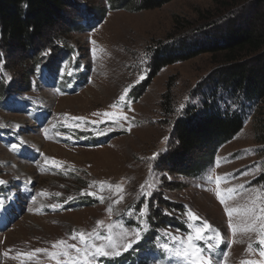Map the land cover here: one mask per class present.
Here are the masks:
<instances>
[{
    "label": "rangeland",
    "instance_id": "rangeland-1",
    "mask_svg": "<svg viewBox=\"0 0 264 264\" xmlns=\"http://www.w3.org/2000/svg\"><path fill=\"white\" fill-rule=\"evenodd\" d=\"M79 2L105 15L93 29L68 31L66 24H58L46 31L41 44L49 40V45L61 32L63 46L71 51L57 76L43 69L39 74L41 68L36 67L25 80L26 58L34 52H21L16 45L0 60V75L15 92L9 91L8 104L0 106V264H63L70 256L83 264L76 249L67 248L74 244L83 249L81 233L87 244L100 245L106 241L98 236L111 234L120 240L128 232L123 238L127 242L132 229L139 228L143 236L150 222L158 227L166 213L182 224L164 218L179 228L163 226L154 241L172 264H185L183 256L176 255L184 247L180 241L186 244L203 222L210 227L195 245L209 264H264V245L259 243L264 229L258 222L251 230L247 227V210L255 209L258 216L264 206V154L258 152L263 148L258 121L264 119V104L245 115L242 130L213 152L198 175L190 177L187 168L184 173L169 170L165 161L176 141L173 123L184 107L199 104L200 90L222 68V57L199 54L154 74L153 50L212 22L220 9L210 0H174L141 11L113 10L108 0ZM66 14L74 17L75 11L68 8ZM141 74L145 78L137 82ZM126 88L131 89L127 103L119 101ZM168 103L170 115L164 110ZM105 112L114 114L112 120ZM35 115L40 117L36 120ZM13 144L18 147L13 149ZM201 157H186L184 165ZM217 191L234 209L232 217L225 214ZM11 199L17 202L11 204ZM188 211L199 219L189 221ZM35 249L43 251L27 255ZM115 256L97 257L95 264H109ZM145 262L169 264L152 257Z\"/></svg>",
    "mask_w": 264,
    "mask_h": 264
},
{
    "label": "trees",
    "instance_id": "trees-1",
    "mask_svg": "<svg viewBox=\"0 0 264 264\" xmlns=\"http://www.w3.org/2000/svg\"><path fill=\"white\" fill-rule=\"evenodd\" d=\"M171 1L174 0H108L111 9L130 11L156 9ZM210 1L220 9L217 17H212V22L189 36H182L172 42L174 44L168 43L153 50L156 54L152 67L154 74L170 64L199 54L222 57L219 62L222 68L210 78L204 91L197 92L201 94L199 104L184 107L173 123L176 141L165 161L169 170L184 173L186 168L189 169L187 174L190 177L201 173L212 159L213 152L242 130L245 115L250 110L264 104V0ZM81 5L79 0H0V60L5 61L7 49L16 45L21 52H34L32 57L26 58L25 80L34 68L40 66L48 73L58 72L59 65L71 51L66 44L63 46L61 32L54 42L50 39L51 44H47L49 40L41 44L46 31L61 24H66L68 31L92 28L105 15L104 10L94 11ZM68 8H73L74 17L67 16ZM199 37L203 40L198 41ZM6 82L0 75V104L11 94L9 91L15 93L13 84ZM169 104L164 105L168 115L173 113ZM258 128L259 142L263 144L258 152L263 155L264 119L258 121ZM194 154H201L202 159L186 167V157ZM147 237L151 240V234ZM147 245L148 242L141 243L138 251H145ZM133 258L130 253H124L109 264L132 262Z\"/></svg>",
    "mask_w": 264,
    "mask_h": 264
},
{
    "label": "snow or ice",
    "instance_id": "snow-or-ice-1",
    "mask_svg": "<svg viewBox=\"0 0 264 264\" xmlns=\"http://www.w3.org/2000/svg\"><path fill=\"white\" fill-rule=\"evenodd\" d=\"M144 78H145V75L141 74V76L139 77L137 82H139L140 80H143ZM9 80H10V78H9ZM130 91H131L130 88H126L124 90L125 94L119 96V101L127 103L128 102V93ZM112 106L116 107L115 104ZM129 107H130V105H129ZM181 107H183V105ZM93 115H99V114L94 113ZM103 115L109 121L112 120V118L114 116V114L110 113V112H105ZM120 119L126 120L127 117L121 116ZM92 123L97 124L98 122L93 121ZM11 147L13 149H16L18 146L16 144H13ZM153 159H156V157L154 156ZM2 183H4V181H0V184H2ZM219 183H220V181L217 180V184H219ZM117 187H119V186H117ZM228 191L230 193L235 194L234 189H228ZM57 195H59V193H57ZM88 195L91 196V195H93V193L89 192ZM216 196H217L219 203L221 205H225V207H224L225 214L228 217H232L234 209H231L228 206H226L225 197L219 191L216 192ZM53 207H55V205H53ZM144 208H147V204L144 205ZM140 215L141 216L145 215V212L143 209L141 210ZM186 215H187L188 220L191 222H195L199 219L191 211H188L186 213ZM247 215L249 217V221H248V225H247L249 230L254 228L256 226L257 222L259 223V226L262 229H264V206H262L260 208V215L257 216L255 209H248ZM141 227H143L142 224H141ZM191 227H192V224L190 223L189 228H191ZM209 227L210 226L207 222H203L201 227L195 228L194 235H192V234L188 235L186 244L184 241H180L181 245H184V247H183L182 252L180 250H177L176 255L178 257L182 255L184 258L185 264H209V260L203 254L202 249L196 247V245H195V241L201 240L203 238V234L209 229ZM228 227L230 230H232L233 234H235L237 229L234 228L231 223L228 224ZM131 231H132V233H134V235H132V238L130 240H128L127 242H123V238L127 237L129 235L128 232H123L121 234L120 240L114 239V237L111 234H109L107 236H102V237H100V236H98V234H96V236H98L99 239L106 241L105 244H100V245L87 244L85 242V235L83 233H81L79 235V241L82 245H84L83 249L76 248V245H74V244L67 245V248H75L78 256L83 257V264H95V260L97 257L119 255L120 252L118 249L123 248L124 251H127L128 249H130L132 247L133 244L138 242L142 236L140 229L134 228ZM90 235H92V234H90ZM219 237H220V234L217 233V237H216L217 240H219ZM75 238H76L75 235H73L72 239H75ZM176 239L179 240V237H177ZM259 243L261 245H264V239H261L259 241ZM58 244L64 245L65 241H59ZM53 247H57V245H53ZM164 247L167 250V246L165 245ZM109 249L111 251H109ZM41 251H43V250L42 249H35V251L33 253H28L27 255L32 256V255H35L36 253H39ZM63 254L65 256H68L67 251H65ZM53 255H56V254H53ZM226 255L227 254L225 253V256ZM260 256L264 257V251H260ZM57 264H61V262L58 261ZM63 264H77V257L70 256L68 258V260L63 262ZM154 264H155V262H154Z\"/></svg>",
    "mask_w": 264,
    "mask_h": 264
}]
</instances>
